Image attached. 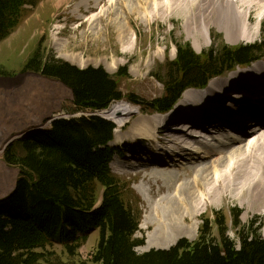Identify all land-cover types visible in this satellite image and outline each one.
<instances>
[{
    "label": "trees",
    "instance_id": "16d2710c",
    "mask_svg": "<svg viewBox=\"0 0 264 264\" xmlns=\"http://www.w3.org/2000/svg\"><path fill=\"white\" fill-rule=\"evenodd\" d=\"M34 4L35 0H0V44L20 22L23 7ZM176 48V59L161 81L165 94L151 102L133 95L125 98L103 68L82 70L49 59L38 48L23 72L40 73L70 88L75 106L71 114L103 112L124 99L145 104L151 113L166 114L186 91L204 89L226 72L264 58V42L222 45L203 55L188 44L177 43ZM114 131L113 123L97 116L60 119L6 151L5 162L20 173L15 190L0 200V264H264V237L252 226H241L235 215L239 239L232 241L227 219L218 212L213 222L203 219L196 241L138 254L136 249L144 245L136 238L141 214L132 205L130 183H123L109 168L115 154L110 147ZM100 185L103 201L97 207ZM96 229L100 239L87 261L78 251L86 234ZM58 241L64 243L62 254L52 249Z\"/></svg>",
    "mask_w": 264,
    "mask_h": 264
},
{
    "label": "bare ground",
    "instance_id": "6f19581e",
    "mask_svg": "<svg viewBox=\"0 0 264 264\" xmlns=\"http://www.w3.org/2000/svg\"><path fill=\"white\" fill-rule=\"evenodd\" d=\"M60 2V6L67 8L71 3ZM101 3L106 8L100 9ZM81 9L85 11L81 16L100 11L96 21L93 18L96 13L89 17L92 23L88 32L83 31V36L89 38L94 37L91 33L95 31V36L100 35L106 17L115 16L113 22H117L139 14L149 25L156 19L181 18L189 35L195 38L198 52L208 45L215 29L224 33L231 45L254 44L264 31V0H82L70 14L75 17ZM127 35V38L122 35V41L129 45L132 36ZM66 48L70 50L69 44ZM128 51L127 47L123 52ZM64 58L72 61L66 55ZM75 60L80 61L77 57ZM174 107L167 115L139 117L130 135L147 140L150 150L142 149L141 156L134 159L135 165L114 167L118 174L142 172L154 199L158 194L154 186L159 188V195L168 192L153 202L151 211L159 225L148 237L146 250L166 249L180 238L192 236L205 209L227 199L237 200L246 210L245 217L248 213L264 215V127H260L264 125V62L216 79L204 90L187 91ZM29 112H23L22 122L11 127L0 121V153L10 140L23 138L20 136L28 126L40 125L41 113L31 111L27 115ZM37 113L36 118L32 116ZM137 113H140L137 107L120 102L98 115L111 120L117 126V139L124 141L123 135L118 138L120 128ZM181 119H186V125L180 127L177 125ZM201 137L207 141L199 140ZM0 165L4 173V181L0 182L2 192L14 186L17 172L2 162ZM161 215L168 217L170 224L167 218L168 223L162 222ZM187 217L191 222L185 225L182 219L186 222Z\"/></svg>",
    "mask_w": 264,
    "mask_h": 264
},
{
    "label": "rangeland",
    "instance_id": "374dc122",
    "mask_svg": "<svg viewBox=\"0 0 264 264\" xmlns=\"http://www.w3.org/2000/svg\"><path fill=\"white\" fill-rule=\"evenodd\" d=\"M60 1L63 0H35L34 5L24 6L23 17L20 22L18 21L12 34L0 44V70L8 73L7 75L0 74V121L3 120L6 122L7 126L10 124V127L17 125L21 123L25 117L23 112L29 111L30 112L27 115H31V111H39L42 120L38 127L36 125L28 126V129L26 128L20 136L23 138L18 140L15 139L14 141L10 140V142H13H9L3 152L0 153V163H4L7 168L17 172L15 183L18 180L20 171L16 167L8 165L4 158L6 151L10 147L24 140L30 133H32V131L37 130L43 132L51 129V122L53 120L98 116V113L91 112L71 114L75 109V106L73 103V94L69 88L60 81L47 78L40 73L33 71L23 72L26 62L31 58L33 52L37 48L40 49L41 54L49 59L55 58L67 62L82 70L88 68H103L118 82L125 98L128 99V96L133 95L140 98L142 101L151 102L165 94V87L161 81L166 80L168 65L176 59L177 43L188 44L198 55H203L211 49H219L222 45L236 48L243 45L258 46L264 42L263 31L262 36H260L254 44L238 43L236 45H231L228 44L225 34L218 29H215L212 31L210 39L207 40L208 45H204L205 47L198 52L195 49V38L189 35L183 19L172 18L168 21L164 19H156L149 25L143 21L139 14L130 15L127 19L120 18L117 22H113V20L116 19L115 16L109 18L106 17L102 20L100 35L95 36V31L93 34L91 33V36H94L93 38H89L88 35L84 37L83 31L88 32L89 23H92L89 21V17L96 13L93 15V18L96 21V15L100 12L97 11L99 9L95 10L96 12H93L92 14L84 16L81 15L85 14V11L81 9L79 10L80 13L77 12V15L73 17L72 14H70V11L75 9V6L82 0H66V4L71 2L69 3L68 8L66 5L60 6ZM102 5L103 3L99 6L100 9L106 8L105 5ZM96 23L97 22H95V24ZM79 26L83 27L79 29ZM124 34L126 38L128 37L127 34L132 36L129 45L126 44L127 41H122L124 39L122 35ZM132 43L133 46L131 45ZM67 44L70 46L69 51H66ZM127 47L129 48V51L123 52L124 48ZM132 48L134 49L132 50ZM65 55L72 61L64 58ZM76 57L80 61H76ZM81 62L85 64L83 67L79 66ZM259 62H264V59ZM240 69L243 68H239L238 70L227 73L224 76L215 78L212 81L227 77L231 75V73L239 71ZM120 72L123 74L122 76H120ZM31 98H33L32 102L29 100ZM255 98L258 100L257 97ZM122 102L137 107L140 112L133 115L129 120H126V124L120 128L122 132L118 138H121L123 135L125 137L123 138L124 141H119L115 135L117 126L108 118L103 117V119L115 125L114 140L111 144V148H118L122 157L119 158L116 154L112 159L110 167L112 166L111 171L118 176L123 183H130V188L133 191L130 194L132 205L141 214L140 231L137 233L136 238L139 241H144V245L137 248L136 251L138 254H143L156 249H145L148 237L153 235L156 227L159 225V222L156 220L158 218L154 216L151 210L153 202L161 199L168 192H162L159 195V188L154 186V190L158 193L155 197L156 199H154L150 185L143 179L144 174L142 172L136 175L118 174L114 171V167L117 166V164L121 166L135 165L134 159L141 156V150H150L148 144L144 146L140 143V140L142 139H134L135 137L133 138L130 135L134 122L139 117H153L164 114L147 111L148 109H146L145 104L134 105L126 99ZM118 103H114L112 106ZM32 116L36 118L38 113L32 114ZM185 120L186 119H181L183 123ZM177 126L181 127V122ZM134 148L139 152V155H134V152H136ZM0 167L2 166L0 165ZM0 173V182H3L4 177L2 174L4 173L2 170ZM15 183L14 186L7 189V191H0V200L11 195L13 189L15 190L16 188ZM97 198V207H99L103 201L102 186L98 189ZM216 212L223 214V216L226 217L228 222V237L232 241L238 242L239 239L238 232L234 226L235 215H239L238 222L241 226L249 228L252 226L260 236L264 237V215H252L248 213L245 217L246 210L241 207L240 203L237 200L227 199L224 202L219 203L217 206H208L205 209L198 218V230L196 233L194 232L192 236L190 235L192 238H189L190 236L182 237L175 244L166 249H170L182 240H188L190 242L196 241L199 236L200 227L203 224V219L210 218L213 222L215 218L214 214ZM162 217V222L168 223L169 220L170 224V219L168 217L161 215V218ZM166 218L168 220H166ZM182 222L183 224L188 225L191 220L187 217L186 222L183 219ZM99 233L100 231L96 229L91 230L86 234L83 244L78 251L84 260L88 261L95 251L100 239ZM78 236L83 237L84 235L78 233ZM52 249L62 254L64 243L58 241Z\"/></svg>",
    "mask_w": 264,
    "mask_h": 264
}]
</instances>
